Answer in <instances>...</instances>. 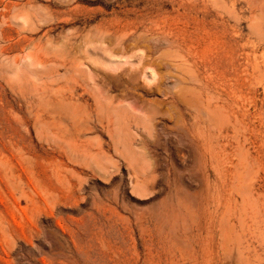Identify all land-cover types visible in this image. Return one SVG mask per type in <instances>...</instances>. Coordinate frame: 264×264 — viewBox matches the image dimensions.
Segmentation results:
<instances>
[{
  "label": "rangeland",
  "instance_id": "obj_1",
  "mask_svg": "<svg viewBox=\"0 0 264 264\" xmlns=\"http://www.w3.org/2000/svg\"><path fill=\"white\" fill-rule=\"evenodd\" d=\"M0 264H264V0H0Z\"/></svg>",
  "mask_w": 264,
  "mask_h": 264
}]
</instances>
